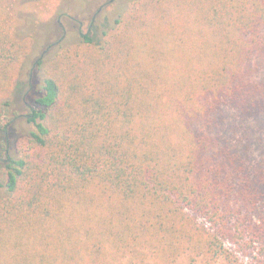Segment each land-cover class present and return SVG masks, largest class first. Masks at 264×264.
<instances>
[{"label":"trees","instance_id":"trees-1","mask_svg":"<svg viewBox=\"0 0 264 264\" xmlns=\"http://www.w3.org/2000/svg\"><path fill=\"white\" fill-rule=\"evenodd\" d=\"M19 7L0 0V264H264V0H130L87 33L59 9L29 49Z\"/></svg>","mask_w":264,"mask_h":264},{"label":"rangeland","instance_id":"rangeland-1","mask_svg":"<svg viewBox=\"0 0 264 264\" xmlns=\"http://www.w3.org/2000/svg\"><path fill=\"white\" fill-rule=\"evenodd\" d=\"M129 1L130 0H18L20 3L18 12L19 30L23 34L24 39H27V48L29 49L34 41L33 39H37L35 37H39V41H41L42 45L49 39H44V36L46 35L40 33L41 31H43V33H51L50 28L53 29L54 26L50 27V24L53 25L58 21L64 26H66V24L68 25L65 21L66 19L61 15H58L59 9L72 12L76 21L78 20L84 23L82 31L87 33L89 25L91 24V21H93L92 19H94L99 10L102 11V14L95 18L96 23L92 26L98 29L99 27L102 28L104 26V23H102L104 15L112 13L114 8H116V11L121 10L127 6ZM32 53L33 52L31 50L29 54ZM39 54L40 51L36 53L34 52L31 57H38ZM24 70L25 73L28 72L29 66H27ZM2 100H4L3 96L0 98V101ZM249 124H251V126H255L257 129L260 128V126L254 122H250ZM16 125L20 133L22 132L24 134L25 131H28V127L25 126L23 122L17 121ZM254 149L258 152L261 151V149L264 150V132L259 135H254Z\"/></svg>","mask_w":264,"mask_h":264}]
</instances>
